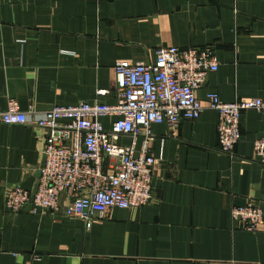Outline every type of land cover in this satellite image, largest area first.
Returning a JSON list of instances; mask_svg holds the SVG:
<instances>
[{"label": "crops", "instance_id": "obj_1", "mask_svg": "<svg viewBox=\"0 0 264 264\" xmlns=\"http://www.w3.org/2000/svg\"><path fill=\"white\" fill-rule=\"evenodd\" d=\"M207 44L218 68L195 90L203 105L209 91L224 102L264 100V0H0V106L10 98L22 111L111 104L115 62H152L158 46ZM111 120L101 118L106 127ZM216 124L207 107L174 132L152 124L156 200L109 208L86 228L30 206L5 208L8 186L32 192L46 133L0 123V264H264V231L230 217L247 202L264 211V167L253 159L264 113H242L233 156L218 151Z\"/></svg>", "mask_w": 264, "mask_h": 264}, {"label": "built area", "instance_id": "obj_2", "mask_svg": "<svg viewBox=\"0 0 264 264\" xmlns=\"http://www.w3.org/2000/svg\"><path fill=\"white\" fill-rule=\"evenodd\" d=\"M217 68L211 44L158 46L152 62H115L114 103L80 100L39 112L34 108L22 111L10 98L5 108L0 106V123L28 124L43 130L46 138L36 190L8 186L5 208L16 213L30 206L31 213L76 218L89 228L109 208L137 209L152 203L156 200L152 189L156 159L148 148L150 126L165 123L174 132L181 119H197L205 107L217 113L218 151L233 156L241 138L242 113H264V100L224 102L209 91L203 105L195 90ZM103 117L112 119L109 127L102 123ZM123 137L130 142L124 143ZM253 159L264 167V136L253 142ZM230 217L242 229L264 231V211L253 203L232 206Z\"/></svg>", "mask_w": 264, "mask_h": 264}, {"label": "water", "instance_id": "obj_3", "mask_svg": "<svg viewBox=\"0 0 264 264\" xmlns=\"http://www.w3.org/2000/svg\"><path fill=\"white\" fill-rule=\"evenodd\" d=\"M42 163H43V159H42ZM42 163H41V165H42ZM37 175H38V173H37ZM37 184H38V182L35 183L34 188L32 190V193H34V191L36 190Z\"/></svg>", "mask_w": 264, "mask_h": 264}]
</instances>
